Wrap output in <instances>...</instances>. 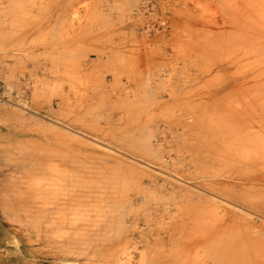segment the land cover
Here are the masks:
<instances>
[{"label": "rangeland", "instance_id": "374dc122", "mask_svg": "<svg viewBox=\"0 0 264 264\" xmlns=\"http://www.w3.org/2000/svg\"><path fill=\"white\" fill-rule=\"evenodd\" d=\"M143 1L59 0L71 15L27 24L46 31L0 35L10 264H93L96 246L127 264H264V0H148L170 25L152 33Z\"/></svg>", "mask_w": 264, "mask_h": 264}, {"label": "bare ground", "instance_id": "6f19581e", "mask_svg": "<svg viewBox=\"0 0 264 264\" xmlns=\"http://www.w3.org/2000/svg\"><path fill=\"white\" fill-rule=\"evenodd\" d=\"M62 4H60V2H59V0H0V19H3V21H1L0 20V23H2L3 25H0V35H29V34H35V33H39V32H44V31H46V28H48V26L46 27L45 25H39V26H33V27H30V25H27L29 22H31L32 20H33V18H35V17H37V16H39L41 13H43V11H45L46 12V14L48 13L49 14V16L50 17H47L46 19L50 22L52 19L54 20L56 17L58 18L59 16H61L62 14H69V15H71V9H70V13L68 12L69 11V9H68V11L67 10H62ZM71 7V6H70ZM72 11H73V9H72ZM50 12V13H49ZM75 13V12H74ZM72 15H73V13H72ZM75 15V14H74ZM263 15V14H262ZM68 16V15H67ZM261 17H264V16H261ZM260 18V17H259ZM51 19V20H50ZM262 19V18H261ZM53 20H52V22H50V23H53ZM55 21V20H54ZM257 21V20H256ZM256 24H258V23H256ZM261 25H262V23H261ZM44 26H45V28H44ZM264 35V34H263ZM261 37V36H260ZM257 39H258V37H257ZM256 39V40H257ZM259 39H262V38H259ZM256 40H255V42H256ZM262 42V41H261ZM258 43V42H257ZM260 43V42H259ZM260 45V44H259ZM256 46V45H255ZM257 48V47H256ZM256 50V49H255ZM261 53V52H260ZM259 59H260V57H258ZM256 150V149H255ZM254 150V151H255ZM255 152H257V151H255ZM258 153V152H257ZM257 153L256 154H254V155H257ZM258 155H259V153H258ZM257 155V156H258ZM46 157V156H45ZM49 158V157H48ZM52 158H53V156H52ZM255 158V157H254ZM253 158V159H254ZM39 163V162H38ZM48 163V162H47ZM50 163V162H49ZM48 163V164H49ZM46 164V163H45ZM51 164H52V162H51ZM54 164V163H53ZM56 164H57V162H56ZM35 165V164H34ZM37 165V164H36ZM39 165V164H38ZM44 165V164H43ZM55 165V164H54ZM47 166V164L45 165V167ZM44 167V168H45ZM49 167V166H48ZM43 168V169H44ZM61 168H62V166H61ZM53 169V168H52ZM60 169V168H59ZM50 170V169H49ZM55 170V169H54ZM47 171V170H46ZM39 172H41V170L39 171ZM69 172V171H68ZM45 173V172H44ZM47 173H48V171H47ZM65 173V172H64ZM66 174V173H65ZM67 174H69V173H67ZM40 175V174H39ZM38 175V176H39ZM53 175V174H52ZM57 175V174H56ZM64 175V174H63ZM42 175H40V177H41ZM66 175H64V177H65ZM69 176V175H68ZM40 177H38V179L40 178ZM47 177V176H46ZM54 177V176H53ZM44 179V178H43ZM61 179V178H60ZM65 179V178H64ZM69 179V178H68ZM73 179V178H72ZM51 180V179H50ZM237 180V179H236ZM254 180V179H253ZM47 181V180H46ZM67 181V180H66ZM239 181V180H238ZM243 181H245V180H243ZM247 181V180H246ZM245 181V182H246ZM44 182V181H43ZM48 182H50V181H48ZM53 182H54V180H53ZM242 182V181H241ZM69 183H70V180H69ZM68 183V184H69ZM75 184H76V182H74ZM74 183H72V184H74ZM87 183V182H86ZM117 183V182H116ZM151 183V182H150ZM208 183V182H207ZM207 183H205V185L207 186L208 184ZM153 184V183H152ZM211 183H209V185H210ZM39 185V184H38ZM81 185V184H80ZM87 185H89V184H87ZM114 185V184H113ZM43 186H45V185H43ZM64 185H62V187H63ZM109 186H110V184H109ZM55 187V186H54ZM75 187V186H74ZM76 187H80L79 185L78 186H76ZM82 187V186H81ZM90 187V186H89ZM211 188L213 187V186H210ZM40 188V187H39ZM38 188V189H39ZM83 188H85V187H83ZM87 188V187H86ZM207 188V187H206ZM54 189V188H53ZM67 189H68V186H67ZM90 189V188H89ZM51 190V189H50ZM91 190V189H90ZM174 190V189H173ZM39 191V190H38ZM46 191V190H45ZM47 191H48V189H47ZM55 191H57L56 189H55ZM55 191H54V195H55ZM58 191H60L59 189H58ZM57 191V192H58ZM73 191V190H72ZM83 191V190H82ZM88 191V190H87ZM60 192H62V191H60ZM76 192H77V190H76ZM80 192V191H79ZM92 192V191H91ZM99 192V191H98ZM107 192V191H106ZM43 192H41V194H42ZM46 193H49V195L50 194H52L53 192H52V190H51V192L49 191V192H46ZM45 193V195H47ZM82 193V192H81ZM95 193V192H94ZM108 193V192H107ZM57 195H58V193H56ZM62 194H64V193H62ZM73 194V193H72ZM75 194V193H74ZM84 194H87V192L86 193H84ZM99 194V193H98ZM101 194H102V192H101ZM100 194V195H101ZM104 194V193H103ZM117 194V193H116ZM40 194H37V198L38 197H40L39 196ZM44 195V196H45ZM61 195V194H60ZM67 195H70V193L69 194H67ZM95 195H97V194H95ZM111 196H112V193L110 194ZM113 195H115V193H113ZM192 195V194H191ZM194 195V194H193ZM53 196V195H52ZM51 196V197H52ZM71 196V195H70ZM77 196H80V194H78ZM84 196V195H83ZM87 196V195H86ZM93 197H94V195H92ZM92 196H91V198H92ZM102 196V195H101ZM106 196V197H109V200H111L112 199V197H114V196ZM190 196V195H189ZM53 197H55V196H53ZM52 197V198H53ZM63 197V196H62ZM81 197V196H80ZM90 196H87V198H86V201H87V199L89 198ZM96 197V196H95ZM105 197V198H106ZM117 197L120 199V201H122V199L119 197V195L117 194ZM44 198V197H43ZM64 198V197H63ZM66 198V197H65ZM73 198H74V196H73ZM91 198H89V204H90V199ZM97 198V197H96ZM95 198V199H96ZM111 198V199H110ZM118 198H116L117 200H118ZM35 199H36V197H35ZM41 199V198H40ZM48 199V198H47ZM46 199V200H47ZM62 199V198H61ZM61 199H59L55 204H57L58 205V207L60 208V205L62 206V205H70L71 203L69 202L70 200H67V202L66 201H61ZM77 199V198H76ZM93 199V198H92ZM94 199V200H95ZM100 198L98 197V200H99ZM43 199H41V201H42ZM80 199H78V201H79ZM100 200H102V199H100ZM99 200V201H100ZM104 200H108V198L107 199H104ZM108 200V201H109ZM113 201H115V197H114V199H112ZM116 200V201H117ZM36 201V200H35ZM37 201H38V199H37ZM43 201H45V199L43 200ZM48 201H49V199H48ZM51 201H52V199H51ZM50 201V202H51ZM72 201V200H71ZM74 201H76V200H74ZM93 201V200H92ZM91 201V202H92ZM98 201V202H99ZM119 201V200H118ZM119 201V204L121 203ZM50 202H48V203H50ZM77 202V201H76ZM95 202V201H94ZM94 202H92L93 204H94ZM105 202V201H104ZM112 202V201H111ZM32 203H34V202H32ZM53 203V202H52ZM70 203V204H69ZM75 203V202H74ZM83 203L85 204V202H84V200H83ZM102 203V202H101ZM113 204H115V203H117V202H112ZM36 204V203H35ZM44 204V203H43ZM54 204V203H53ZM54 204V205H55ZM80 204L82 205V203L80 202ZM83 204V205H84ZM105 204H107L106 202H105ZM111 205L110 206V208H113V209H115L114 207H112V204L111 203H108L107 205ZM118 204V205H119ZM34 205V204H33ZM46 205H47V203H46ZM77 205V204H76ZM97 205V204H96ZM103 205V204H102ZM106 205V206H107ZM116 206H117V204H115ZM37 207L39 206V203H37V205H36ZM40 206H41V204H40ZM44 206V205H43ZM80 206V205H79ZM88 206V205H87ZM94 206H95V204H94ZM49 207V206H48ZM55 207H56V205H55ZM71 207V206H70ZM69 207V208H70ZM76 207H78V206H76ZM75 207V209H77ZM84 207V206H83ZM91 207H92V205H91ZM95 207H97V206H95ZM94 207V208H95ZM98 207H100V206H98ZM34 208V207H33ZM40 208V207H39ZM46 208V207H45ZM51 208V207H50ZM53 208V207H52ZM59 208H57V209H59ZM66 208H67V206H66ZM71 208H73V206L71 207ZM86 207H84V209H85ZM89 208V207H88ZM101 209H104V208H107V207H105L104 205L103 206H101L100 207ZM100 208H98V209H100ZM109 208V210H111L112 211V209H110ZM38 209V208H37ZM49 209V208H48ZM47 209V210H48ZM56 209V210H57ZM63 209V208H62ZM89 209H91V208H89ZM89 209H87L86 208V210H89ZM98 209H96L97 211H98ZM108 209V208H107ZM156 208H154V210H155ZM159 209V208H158ZM158 209H157V211H158ZM162 209V208H161ZM160 209V210H161ZM47 210H42L43 212L44 211H47ZM64 210H66V213L67 212H69V210L67 211V209H64ZM86 210H84V212L86 211ZM106 210V209H105ZM152 210V209H151ZM159 210V211H160ZM163 210H164V208H163ZM162 210V211H163ZM168 210V211H167ZM166 210V212H168L169 213V209H167ZM72 211H74L73 209L71 210V212ZM82 211V210H81ZM91 211V210H90ZM90 211H88L89 213H90ZM156 211V210H155ZM158 211V212H159ZM172 211V210H171ZM229 211V210H228ZM49 212H50V209H49ZM63 212V211H62ZM100 212V211H99ZM102 212H104V211H101L100 212V214H96V216L97 215H103L104 213H102ZM108 212V213H107ZM107 215H110V212L107 210ZM225 212V211H224ZM51 213V212H50ZM54 213H55V211H54ZM57 213V212H56ZM83 213V212H82ZM85 213H87V212H85ZM91 213H92V211H91ZM90 213V215H92ZM102 213V214H101ZM161 214L163 213V212H160ZM165 213V212H164ZM171 213V212H170ZM47 214V213H46ZM51 214H53V213H51ZM61 214V213H60ZM77 214H78V212H77ZM79 214H80V211H79ZM167 214V213H166ZM42 215V214H41ZM57 215H58V213H57ZM84 215V214H83ZM105 215V214H104ZM103 215V217L105 218V221L107 222V219H109V218H107V215L106 216H104ZM163 215V214H162ZM75 216V215H74ZM73 216V217H74ZM78 216V215H77ZM76 216V218H78ZM87 216V215H86ZM86 216L84 215V217L86 218ZM93 216H94V213H93ZM95 216V217H96ZM98 216V217H99ZM49 217V216H48ZM47 217V218H48ZM56 217V216H55ZM64 217V216H63ZM67 217V216H66ZM69 217H71V215L69 216ZM84 217L82 216V217H80L81 219L83 218L84 219ZM90 217V216H89ZM88 217V218H89ZM92 217V216H91ZM91 218L92 219V221H93V219H95L96 220V218ZM102 219H103V217L102 216H100ZM162 217V216H161ZM46 218V217H45ZM58 218H60V217H58ZM75 218V217H74ZM101 218H99V219H101ZM107 218V219H106ZM64 219V218H63ZM98 219V218H97ZM98 219V221H100ZM48 220V219H47ZM55 220H57V218L55 219ZM54 219H53V221H55ZM60 220H62V219H60ZM65 220V219H64ZM87 220H89V219H87ZM104 220V219H103ZM110 220V219H109ZM50 221V220H49ZM52 221V222H53ZM59 221V220H58ZM58 221H57V223H58ZM69 221L71 222V223H73V221H75L76 222V219H74L73 221L72 220H70L69 219ZM79 220H77V222L76 223H79V222H82V221H79ZM91 221V220H90ZM51 222V223H52ZM62 222V221H61ZM65 222H66V220H65ZM68 222V221H67ZM83 222H85V220L83 221ZM86 222H88V221H86ZM97 223V221H94L93 223L94 224H96ZM101 223H103V224H105L103 221H100ZM49 223V222H48ZM64 223V222H63ZM90 222H88V224H89ZM92 223V222H91ZM101 223L99 224V225H101ZM60 225L62 224V223H59ZM67 224V223H66ZM65 224V225H66ZM94 224H91L92 226H89L90 227V230H86L87 232L86 233H89V231L90 232H93V231H91L92 229V227H96V228H98L99 227V225L98 226H95ZM149 223L147 222V225H148ZM58 225V224H57ZM63 225V224H62ZM61 225V226H62ZM71 226V224L69 223L67 226ZM73 225V224H72ZM139 225V224H138ZM54 226V225H53ZM80 226V225H79ZM58 227V226H57ZM63 227V226H62ZM62 227H60L61 229H63ZM74 227V226H73ZM85 227V226H84ZM84 227H81V228H84ZM101 227V226H100ZM76 228H78V227H76ZM85 228H88V225L85 227ZM93 228V229H94ZM104 228V227H103ZM70 229V228H69ZM75 229V228H74ZM89 229V228H88ZM107 229V228H106ZM106 229H104V230H106ZM67 230V229H66ZM80 231L82 230H84V229H79ZM101 230H102V228H101ZM68 231H70V230H68ZM75 231V230H74ZM81 231V232H82ZM85 231V230H84ZM83 231V232H84ZM99 231H100V229H99ZM64 232V231H63ZM76 232H77V230H76ZM80 232V233H81ZM98 232V231H97ZM108 232V231H107ZM159 232V231H158ZM74 233V232H73ZM72 233V235H74ZM79 233V234H80ZM94 233H96V232H94ZM102 233V231L100 232V234ZM106 232H104L103 234H105ZM152 233V232H151ZM84 234V233H83ZM100 234H99V237H100ZM66 235V234H65ZM71 235V237H73ZM102 235V234H101ZM106 235V234H105ZM149 235V234H148ZM173 235V234H172ZM53 236V235H52ZM61 236H62V234H61ZM67 236V235H66ZM70 236V235H69ZM76 236V235H75ZM84 238H85V235H82ZM82 236H80V237H82ZM96 237L98 236V235H95ZM95 236H93V239H95L94 237ZM168 236V235H167ZM65 237V236H64ZM88 237V234H87V236H86V238ZM98 237V238H99ZM106 237V236H105ZM169 237V236H168ZM61 238H63V237H61ZM90 238H92L91 236H90ZM135 238V237H134ZM154 238V237H153ZM64 239V238H63ZM73 239V241H77L78 239H76V240H74V238H72ZM72 239H70L69 240V242H73L72 241ZM81 239V238H80ZM93 239H90L91 241H94ZM100 239V238H99ZM102 239V238H101ZM148 239V238H147ZM146 239V241H148ZM157 239V238H156ZM87 240V239H86ZM89 240V241H90ZM95 240H98V239H95ZM113 240V239H112ZM117 240V239H116ZM158 240V239H157ZM63 240H61L60 242H62ZM66 241H68V240H66ZM85 241V240H84ZM101 241V240H100ZM102 242V241H101ZM63 243V242H62ZM67 244H68V242H66ZM65 243V244H66ZM76 243V242H75ZM75 243L73 244V243H71V244H73L72 246H74L75 245ZM80 242H78V243H76V244H79ZM82 243V242H81ZM80 243V244H81ZM87 243H89V242H87ZM95 243H97V242H95ZM149 243H150V241H149ZM57 244V243H56ZM92 244H94V243H92ZM146 245H147V242L145 243ZM150 244H152V243H150ZM149 244V245H150ZM51 245V244H50ZM68 245H70V244H68ZM81 245H83V244H81ZM86 245V244H85ZM88 245V244H87ZM87 245H86V247H87ZM96 245V244H95ZM94 245V246H95ZM100 245V244H99ZM111 244H109V246H110ZM116 245H118V244H116ZM59 246H61V245H59ZM72 246L71 247H68V248H64L65 249V251L63 250V253L65 252H68V253H70L71 254V252H72V256H75V257H78V256H81L82 254L80 253L81 251H78L79 252V254L80 255H78V256H76V253H75V251L73 252V250H74V247H73V249L71 250V249H69V248H72ZM75 246H77V245H75ZM80 246V245H79ZM89 246L91 247V245L89 244ZM93 246V245H92ZM102 246V245H101ZM204 246V245H203ZM80 247H82V246H80ZM80 247H78V248H80ZM83 247L84 248H86L84 245H83ZM81 248V250L83 249L84 250V248ZM90 247H89V250H90ZM116 247V246H115ZM115 247H112V249H107V247L106 248H101V249H98L99 248V246L97 247L96 246V248H97V250H96V252H94V256L96 257L97 256V259H98V261H99V264H122V263H124L125 264V262H126V264L129 262V260L128 261H119L118 260V258H115L114 259V257H115V253H117L116 252V248ZM61 248V247H60ZM77 248V249H78ZM95 248V247H94ZM113 248H115V249H113ZM77 249H75V250H77ZM119 249V248H118ZM79 250V249H78ZM86 250V249H85ZM89 250L87 249V251L89 252ZM94 249H92L91 248V251L89 252V254L93 251ZM77 252V253H78ZM83 252H86V251H83ZM65 253L63 254V255H65ZM67 253V254H68ZM87 253V252H86ZM86 253L84 254V255H86ZM128 254H129V252H127ZM88 254V253H87ZM88 254V255H89ZM91 254H93V252L91 253ZM87 255V256H88ZM123 255V254H122ZM83 256V255H82ZM90 257L92 256V255H89ZM117 256H119V255H117ZM124 256V255H123ZM68 257V256H67ZM93 257V256H92ZM91 257V258H92ZM94 257V258H95ZM126 257V256H125ZM128 257V256H127ZM80 258V257H79ZM87 258V257H86ZM88 259V258H87ZM86 259V260H87ZM123 259V258H122ZM126 259H128V258H126ZM74 260H77V258L76 259H74ZM93 260V259H92ZM94 260H96V259H94ZM121 260V259H120ZM78 261H80V260H77V261H75V262H78ZM83 261H85V260H83ZM98 261H95L96 263L98 262ZM65 262V261H64ZM81 262V261H80ZM79 262V263H80ZM89 262H91V261H89ZM93 262V264L95 263L94 261H92ZM83 263V262H82ZM90 264V263H89ZM211 264H230V263H228V262H226L225 260H221V259H219V260H214V261H212L211 262Z\"/></svg>", "mask_w": 264, "mask_h": 264}, {"label": "built area", "instance_id": "2783aa9c", "mask_svg": "<svg viewBox=\"0 0 264 264\" xmlns=\"http://www.w3.org/2000/svg\"><path fill=\"white\" fill-rule=\"evenodd\" d=\"M152 15V19L147 21L143 27H141L144 32H156L159 30H167L169 28V19L167 12L162 9L156 8L152 1L144 0L135 10L134 15L137 17L144 15Z\"/></svg>", "mask_w": 264, "mask_h": 264}, {"label": "crops", "instance_id": "0c3cea01", "mask_svg": "<svg viewBox=\"0 0 264 264\" xmlns=\"http://www.w3.org/2000/svg\"><path fill=\"white\" fill-rule=\"evenodd\" d=\"M1 217H0V264H10L11 262V256L12 250H8L6 248H3L4 245V237H3V225L1 222Z\"/></svg>", "mask_w": 264, "mask_h": 264}]
</instances>
